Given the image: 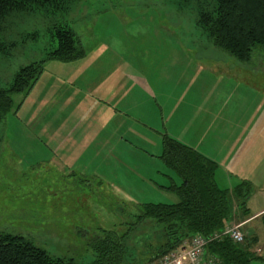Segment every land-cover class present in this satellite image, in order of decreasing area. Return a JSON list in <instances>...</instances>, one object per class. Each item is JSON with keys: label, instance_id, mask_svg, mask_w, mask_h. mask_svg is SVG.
<instances>
[{"label": "rangeland", "instance_id": "1", "mask_svg": "<svg viewBox=\"0 0 264 264\" xmlns=\"http://www.w3.org/2000/svg\"><path fill=\"white\" fill-rule=\"evenodd\" d=\"M184 2L72 0L62 12L46 9L11 13L0 22V89L10 87L19 68L42 60L54 48L50 31L64 24L80 38L83 48L89 45L103 56L97 61L99 68L108 70L111 64L120 62L130 74L124 95L130 100L116 126L124 141L112 137L108 143L102 139L106 135L92 126L91 133L76 125L61 126L59 122L69 118L65 113H25L26 105L33 100V89L25 97L11 95V110L0 118V233L20 236L54 257L90 261L88 244L102 230L123 229L140 213L142 204L177 201L176 195L165 189L171 182L178 183V178L159 158L162 135L180 143L182 140V144L205 153L219 167L217 140L227 132L230 119L212 107L216 99L213 88L206 87L205 108L200 99L186 94L185 100L192 107L191 121L188 118L185 123L171 124L174 98L167 97L166 91H171L169 84L176 88L185 82L178 77L174 81L170 72L162 73L161 63L156 60L162 59L161 52L176 47L168 31L188 43L191 57L192 49L204 51L207 68H212L209 61L214 62L219 55L228 58L218 61L228 62L222 67L228 73L232 68L229 65L251 64L264 70L263 52L257 48L251 62L241 64L215 49L197 26L198 10L210 7L211 1ZM212 52L216 55L213 59ZM111 53L119 57L108 58ZM101 74L97 70L91 80ZM212 80L207 77V82ZM189 89L194 91L196 86ZM204 111L203 141L198 126ZM256 198V207L264 204L261 197ZM238 208L241 217L249 213L247 202ZM242 220L235 217L231 224L239 225ZM263 221L260 218L248 226L240 224L243 241L250 228L263 250V260L255 264H264ZM53 231H61L62 236L52 235ZM60 238L62 244L58 245L55 241Z\"/></svg>", "mask_w": 264, "mask_h": 264}, {"label": "trees", "instance_id": "2", "mask_svg": "<svg viewBox=\"0 0 264 264\" xmlns=\"http://www.w3.org/2000/svg\"><path fill=\"white\" fill-rule=\"evenodd\" d=\"M182 1L187 5L191 0ZM210 1L211 11H207L208 5L201 8L195 3L201 8L197 26L210 44L241 64L250 63L257 48L264 56V0ZM71 2L0 0V22L11 13L46 9L62 12ZM50 35L54 48L42 60L19 68L10 87L0 89V118L11 110V95L28 96L49 63L67 64L86 57L80 38L68 25L53 27ZM161 138L159 158L180 181L165 188L176 195L175 203L142 204L140 213L126 222L123 229L102 230L88 244L90 261L54 257L20 236L0 233V264H150L182 248L196 235L206 237L222 230L231 222L235 208L240 211L239 205L247 202L251 184L240 181L231 191L220 188L215 181V162L166 134ZM255 241L256 237L251 236L241 244L228 239L211 242L205 247L203 262L253 264L257 260L252 252Z\"/></svg>", "mask_w": 264, "mask_h": 264}, {"label": "crops", "instance_id": "3", "mask_svg": "<svg viewBox=\"0 0 264 264\" xmlns=\"http://www.w3.org/2000/svg\"><path fill=\"white\" fill-rule=\"evenodd\" d=\"M168 33L171 34L172 42L176 47L175 49L171 47L169 52H161L162 59L156 62L161 63L162 73L170 72L174 81H177L178 77L185 82L182 87L173 88L172 84L168 85L171 86V91H166V96L174 98L170 106L171 124L185 123L188 118L191 121L192 107H189L185 100L186 94L191 93L195 98L200 99L205 108L206 87L213 88L211 92L216 99L212 107L219 108L230 119L227 132L223 138L217 140L220 157H217L218 161L214 160L220 164L216 170L215 181L220 188L230 191L240 183V180L251 183L253 190L247 200L249 213L243 217L238 216L241 212L235 208L234 213L237 215L233 213L231 220L233 222V218L238 216L243 219L239 223L248 226L264 218V204L260 207L255 206L256 196L261 197L264 202V70L252 68L251 64L245 67L229 65L232 68L228 73L222 69L228 62L225 64L218 62L228 59L222 55H219L214 62L209 61L212 68H207L205 65L209 64L206 62L204 51L192 49L191 57L187 51L188 43L179 38L175 32L168 31ZM84 49L86 57L82 60L67 64L52 62L46 66L44 74L32 90L33 100L26 105L25 113L41 114L52 110L60 114L65 113L69 118L64 123L60 121L61 126L76 125L89 133L94 131L90 127L92 126L99 128L100 132L106 135H102V139L108 143L114 139L112 137L124 141L123 137H119L116 126L121 123L122 111H126L127 101L130 100L124 97L127 93L125 86L130 78L129 71H125L124 64L121 66L120 62L111 64L108 70L101 69L97 61L103 59V56L94 52L95 50L89 45ZM213 55L215 53L212 52L211 59L214 58ZM116 57H119L118 53L108 55L112 60ZM261 57L264 58L263 55ZM97 70L102 71V74L97 79L91 80ZM153 72L157 73L154 70ZM208 76L213 78V82H207ZM192 85L196 86V90L189 89ZM258 86L261 90L257 89ZM221 102L224 104L221 105ZM205 119L204 111L198 126L203 141ZM181 142L185 144L182 140ZM198 153L203 156L205 154L200 151ZM179 182V179L178 183L171 182L170 186L178 185ZM262 226L264 228V221ZM53 233L52 235L62 236L61 231L57 233L53 231ZM249 236L256 237L250 228L244 237ZM55 242L58 245L62 244L61 238ZM258 244L256 239L252 248V252L256 253L255 262L263 260V250Z\"/></svg>", "mask_w": 264, "mask_h": 264}, {"label": "built area", "instance_id": "4", "mask_svg": "<svg viewBox=\"0 0 264 264\" xmlns=\"http://www.w3.org/2000/svg\"><path fill=\"white\" fill-rule=\"evenodd\" d=\"M240 228V224L232 225L229 223L219 232H215L206 237L196 235L185 243L182 248L177 249L150 264H204L203 253L205 247L211 242L228 239L234 244L242 243L243 235L240 232Z\"/></svg>", "mask_w": 264, "mask_h": 264}]
</instances>
